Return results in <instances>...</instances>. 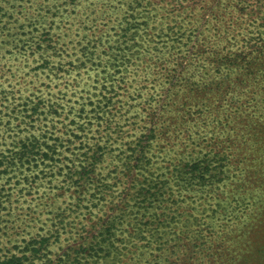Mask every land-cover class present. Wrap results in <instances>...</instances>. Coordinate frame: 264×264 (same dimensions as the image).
Returning <instances> with one entry per match:
<instances>
[{
	"label": "rangeland",
	"instance_id": "rangeland-1",
	"mask_svg": "<svg viewBox=\"0 0 264 264\" xmlns=\"http://www.w3.org/2000/svg\"><path fill=\"white\" fill-rule=\"evenodd\" d=\"M123 1L0 0V256L264 264V0Z\"/></svg>",
	"mask_w": 264,
	"mask_h": 264
},
{
	"label": "trees",
	"instance_id": "trees-1",
	"mask_svg": "<svg viewBox=\"0 0 264 264\" xmlns=\"http://www.w3.org/2000/svg\"><path fill=\"white\" fill-rule=\"evenodd\" d=\"M106 1V0H105ZM129 0H124L123 1V3L122 4H120L122 7H123V5L125 4V7H124V11H126V14L123 16V18H125V20H126V23H127V25H130V24H132V22H134L135 20H136V16L133 14V11H136V13H138V11L137 10H135V5L133 4H131V2L129 1ZM71 3H75V0H71ZM126 3H127V5H126ZM130 3V4H129ZM92 11V10H91ZM141 12H149V9H144V10H142ZM25 13H27V12H25ZM92 13H94V12H90V14H92ZM103 14H105L104 13V10L102 11V15ZM106 15V14H105ZM143 15H141V17H142ZM31 18L33 17V15H31L30 16ZM145 22V20H142L141 21V23H144ZM125 30H126V33H127V35H130V36H132L133 35V32H132V29L130 28V26L129 27H125ZM168 31V30H167ZM176 31H178V30H176ZM176 31H174V32H176ZM133 39V38H132ZM48 45H50V48H52V49H54L55 48V45L54 44H48ZM128 47L127 48H130V46L128 45V43L126 44ZM39 48H41V46H39ZM122 52H124V50L122 49ZM120 58H121V56H119ZM43 67H46V62L44 63L43 62ZM58 70H60L59 68H58ZM79 142L80 143H82V140H79ZM36 144V147H38V144H39V147L37 148V150L38 149H40V142H39V140H37V142H35ZM49 147L47 148V151H45L44 153H43V157L44 158H46L47 156H48V152H49ZM30 149H28V146L27 145H24L23 146V148L20 150V151H18V154H15V156H17V159L18 160H21L25 155H26V153H28V151H29ZM41 150V149H40ZM88 150H89V148H88ZM30 151H33V149H31ZM90 151V150H89ZM89 151H85V152H83V154H84V158L83 159H88L89 160V163L90 164H92V165H95L96 163H97V161L99 160V157H101V155L103 154V150H102V146L101 145H98L95 149H92L91 151L92 152H89ZM88 153H90V154H88ZM141 153H144V151L143 150H141ZM88 154V155H87ZM88 156V157H85V156ZM15 156H13V157H15ZM150 159V158H149ZM87 160V161H88ZM192 176H190V177H188L189 179L191 178ZM0 264H26V262H25V260H24V256H16V255H14V254H12V255H8V256H3V257H1L0 256Z\"/></svg>",
	"mask_w": 264,
	"mask_h": 264
}]
</instances>
